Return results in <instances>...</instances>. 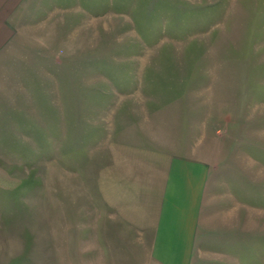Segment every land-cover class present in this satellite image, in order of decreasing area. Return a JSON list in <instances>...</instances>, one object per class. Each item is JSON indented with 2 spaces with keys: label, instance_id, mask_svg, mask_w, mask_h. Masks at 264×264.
<instances>
[{
  "label": "rangeland",
  "instance_id": "374dc122",
  "mask_svg": "<svg viewBox=\"0 0 264 264\" xmlns=\"http://www.w3.org/2000/svg\"><path fill=\"white\" fill-rule=\"evenodd\" d=\"M76 8L2 64L0 264H150L240 182L242 217L203 224L227 253L200 258L264 264V0Z\"/></svg>",
  "mask_w": 264,
  "mask_h": 264
},
{
  "label": "crops",
  "instance_id": "0c3cea01",
  "mask_svg": "<svg viewBox=\"0 0 264 264\" xmlns=\"http://www.w3.org/2000/svg\"><path fill=\"white\" fill-rule=\"evenodd\" d=\"M82 1L0 0V73L2 72V64L4 62L12 63L11 59L13 60L16 57L15 50L33 48L35 47V40L42 39L44 33L61 31V22L65 24V20L63 19L66 18L68 13L75 14L77 6L81 9ZM69 10L72 12H69ZM62 30H65L64 27ZM251 157L258 160V152L252 151ZM207 170L205 172H209V176L215 171L214 169ZM220 171L228 172L229 170L228 168H222ZM230 186L227 187L224 198L227 201L234 200V204L226 206L232 208L226 210L227 208L225 207L226 209L223 211L221 210L222 205L213 207L203 201L198 208L196 216H194L193 210H190L189 215L188 208L186 216L180 221L182 225L180 226L181 231L179 233L176 229L166 232L163 230V227L157 230L152 247L153 260L150 264H202V259L200 258L201 252L207 251L214 254L227 253L228 248L215 247L216 244L211 242H209V246L210 244L212 246L207 247L206 243L208 240H219L224 239V237L219 232L203 230V224L206 221L217 223L218 221L207 220L212 215L214 217H234L236 215L242 217L244 207L239 200V206L235 205L237 204L236 198L238 197L234 193L242 192L244 189L248 191L249 186H243L241 182L237 186L233 183ZM224 191L221 190L220 193ZM203 193L202 197L205 199V192ZM174 202L177 203V201ZM248 207L257 211L259 206L258 204H250L246 206V209ZM219 222L222 221L219 220ZM226 239H231L229 234H227Z\"/></svg>",
  "mask_w": 264,
  "mask_h": 264
}]
</instances>
